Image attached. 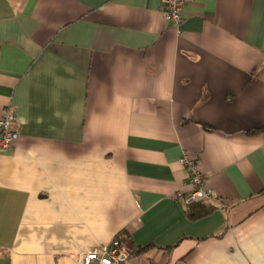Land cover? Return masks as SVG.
I'll return each instance as SVG.
<instances>
[{
    "label": "crops",
    "instance_id": "crops-1",
    "mask_svg": "<svg viewBox=\"0 0 264 264\" xmlns=\"http://www.w3.org/2000/svg\"><path fill=\"white\" fill-rule=\"evenodd\" d=\"M0 264H264V0H0ZM215 195L186 215L179 161Z\"/></svg>",
    "mask_w": 264,
    "mask_h": 264
},
{
    "label": "built area",
    "instance_id": "built-area-1",
    "mask_svg": "<svg viewBox=\"0 0 264 264\" xmlns=\"http://www.w3.org/2000/svg\"><path fill=\"white\" fill-rule=\"evenodd\" d=\"M191 0H161L162 12L165 20L176 28H179L184 21L186 6ZM16 114L11 107H7L0 118V148L13 149L19 138L14 130ZM180 165L187 171L186 184L191 191L183 197L186 205L194 203H213L215 200L214 192L207 187V180L201 171L197 161L184 154ZM135 251L129 248L120 239H114L109 245H103L87 252L83 256V264H129Z\"/></svg>",
    "mask_w": 264,
    "mask_h": 264
},
{
    "label": "trees",
    "instance_id": "trees-1",
    "mask_svg": "<svg viewBox=\"0 0 264 264\" xmlns=\"http://www.w3.org/2000/svg\"><path fill=\"white\" fill-rule=\"evenodd\" d=\"M216 207L213 205V203L206 204V203H194L191 205H188L186 207V215L193 220H198L200 218H203L204 216L210 214L212 211H214ZM122 233L116 237V239H120V241L124 242L121 237Z\"/></svg>",
    "mask_w": 264,
    "mask_h": 264
}]
</instances>
